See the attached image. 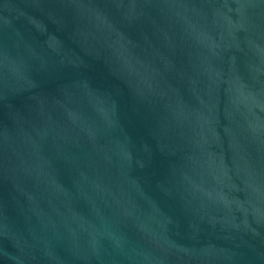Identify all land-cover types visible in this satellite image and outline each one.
<instances>
[{
	"label": "water",
	"instance_id": "water-1",
	"mask_svg": "<svg viewBox=\"0 0 264 264\" xmlns=\"http://www.w3.org/2000/svg\"><path fill=\"white\" fill-rule=\"evenodd\" d=\"M0 264H264V0H0Z\"/></svg>",
	"mask_w": 264,
	"mask_h": 264
}]
</instances>
